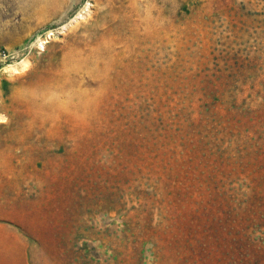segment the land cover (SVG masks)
<instances>
[{
	"label": "rangeland",
	"instance_id": "374dc122",
	"mask_svg": "<svg viewBox=\"0 0 264 264\" xmlns=\"http://www.w3.org/2000/svg\"><path fill=\"white\" fill-rule=\"evenodd\" d=\"M0 116V264L264 263V0H0Z\"/></svg>",
	"mask_w": 264,
	"mask_h": 264
},
{
	"label": "trees",
	"instance_id": "16d2710c",
	"mask_svg": "<svg viewBox=\"0 0 264 264\" xmlns=\"http://www.w3.org/2000/svg\"><path fill=\"white\" fill-rule=\"evenodd\" d=\"M225 232H228L230 234L231 230L230 229L228 230L225 227ZM226 248H230V245L225 246V250H226ZM247 261H250V260L248 258H245V255H241V258H236V264H252V263L247 262ZM254 264H264V263H260L259 261L258 262L256 261Z\"/></svg>",
	"mask_w": 264,
	"mask_h": 264
},
{
	"label": "bare ground",
	"instance_id": "6f19581e",
	"mask_svg": "<svg viewBox=\"0 0 264 264\" xmlns=\"http://www.w3.org/2000/svg\"><path fill=\"white\" fill-rule=\"evenodd\" d=\"M21 62H22V61H21ZM21 62H20V63H21ZM8 68H9V70H10V71L8 70L9 72H12V71L15 72V68H14L12 65L8 66ZM9 72H8V73H9ZM0 120H4V117H3V116H0Z\"/></svg>",
	"mask_w": 264,
	"mask_h": 264
}]
</instances>
